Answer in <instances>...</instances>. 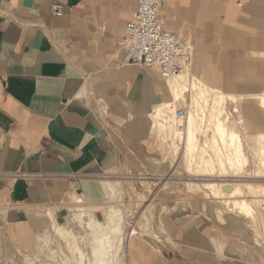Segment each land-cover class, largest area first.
Masks as SVG:
<instances>
[{
  "label": "crops",
  "instance_id": "0c3cea01",
  "mask_svg": "<svg viewBox=\"0 0 264 264\" xmlns=\"http://www.w3.org/2000/svg\"><path fill=\"white\" fill-rule=\"evenodd\" d=\"M137 4L0 0L5 239L23 247L72 206L100 216L109 176L128 193L148 192V184L157 191L148 207L162 239L135 238L130 264H260L247 216L179 189L190 173L154 126L157 107L172 100L159 68L114 67ZM160 17L192 43V71L209 85L243 96L264 91V0H164Z\"/></svg>",
  "mask_w": 264,
  "mask_h": 264
},
{
  "label": "bare ground",
  "instance_id": "6f19581e",
  "mask_svg": "<svg viewBox=\"0 0 264 264\" xmlns=\"http://www.w3.org/2000/svg\"><path fill=\"white\" fill-rule=\"evenodd\" d=\"M168 85L172 99L178 100L183 98L186 100L187 97H191L193 106L189 110L188 117L183 128H179L176 125L175 128L168 127L161 129L158 127L160 135H163V137L167 140L170 137H181L184 141V148L182 149L183 152L186 153L187 156H192L193 152H199L203 149V143L200 136H198V132L202 129L203 132L206 133L211 125H213L214 136L211 135L212 138L210 139V142L219 157V166H215L216 169L214 167L215 170L212 172V165L209 162L207 164L209 167V175H218L217 177H235L242 175L239 170L243 167L247 160L246 155L241 152L243 149L242 140L240 139L237 129H234L235 126L234 128L233 126H229L228 117L224 115L225 112L223 108L218 106L227 98H230L233 101L246 98L242 95L227 93L209 85L196 76L193 71L185 73L178 78L169 80ZM207 95H209V98ZM251 99L257 100L264 109V91L259 94L251 95ZM168 103L170 102L157 107L155 111L156 117H160L165 113ZM199 103H202V111H205L206 109L210 111L212 109L214 112L210 111L209 113L211 116L209 125L202 124L199 120ZM261 115V120L263 121V110ZM258 136L263 138L264 133L260 132ZM176 146V144L169 145V153L180 150V148ZM188 160L190 159L187 157V161ZM262 165L264 166V157ZM199 167L200 165H198V168ZM199 169L196 170L195 166L194 170L189 167L187 168V171H189V173L193 176H199L201 175L197 173L199 172ZM257 185V187H261L260 184ZM204 186L208 196H217V198L227 197L228 199L231 198V203L239 210V213H244L245 215L251 216L255 219L258 211V199L256 197L258 188L254 185V183L243 182L236 179H224V181H221L220 183L205 182ZM104 187L108 193L109 199H114L116 194H121L124 190L123 184L118 181H105ZM147 187H149V184ZM193 187L200 188L198 185H194ZM107 208L108 209L105 211V219L103 221L97 219L94 212L90 209H76L78 213L74 214L73 221L79 226L87 229V232L84 234H77L70 227L60 225L57 223L56 218L52 214L50 216V221L52 222V230L55 234V239H57V244L55 248L52 246V242L56 240L53 239L48 232L47 236L43 240L44 245H42L43 247L45 246L48 248L49 257L57 261V264H127L125 259L128 254V241L130 233L126 230L125 212L113 204L108 205ZM147 221L149 222V219H147ZM145 235L148 234L145 233ZM89 241H91V245L90 248L86 250L84 245H86ZM18 250L20 254L23 255L25 264H35V257L30 255L33 254V252L24 253L21 248H18Z\"/></svg>",
  "mask_w": 264,
  "mask_h": 264
},
{
  "label": "rangeland",
  "instance_id": "374dc122",
  "mask_svg": "<svg viewBox=\"0 0 264 264\" xmlns=\"http://www.w3.org/2000/svg\"><path fill=\"white\" fill-rule=\"evenodd\" d=\"M202 80L205 81L204 79ZM235 95H238V94H235ZM208 96L209 95H207V97ZM244 98L246 99H240V100H235V101L231 100L230 98H227L226 100L222 101V103H220V105L218 106V107L223 108L225 112L224 115L228 117L229 126H233V128L235 126L234 129H237L240 135V139L242 140L243 149L241 150V152L245 154L247 157L246 163L239 170L241 171L242 175L235 176V177H231V176L217 177L218 175H212V174L209 175V170H208L209 167L207 166L209 162L212 165V170H211L212 172L216 169V167L219 166V160H218L219 157L216 153V150L212 147V143L210 142V139L212 138L211 135L214 136L213 125H211V127L208 129V132L206 131V133L203 132L202 129L198 132L199 133L198 136H200V139L202 140V143H203L202 144L203 149H201L199 152L197 151L193 152L192 156H189V155L187 156V154L184 153L183 150L174 151L173 153L175 155L182 154L181 156L183 160V166L186 169V171H187V168L189 167L193 170L195 166H196V170L200 168L199 172L197 173L201 175L199 176L197 175L193 176L191 174L184 175V177L181 179V183H179L180 185L179 189H183L184 191H187L192 196L194 195L196 197L205 198V199L209 197L206 194V190L204 189L205 182L220 183L221 181H224V179L225 180L236 179V180L243 181V182L254 183L256 187L258 186L257 184L261 185V187H257L258 193L256 194V197L258 199L257 201L258 211L255 216V219H253L251 216L245 215L244 213L239 214V210L236 209L231 203L232 201V200L230 201L231 198L229 199L227 197L217 198V196H214V198L212 197V200H215L217 204L219 205V208L224 212H230L231 214H234V215H239V216L244 215L248 217V218L247 217L244 218V220L248 222L250 232L252 233L251 241L253 242L252 245H254L252 249H254L255 253L258 254L259 261H261L260 264H264V166L262 165V160L264 157L263 155L264 137L261 138L258 136L260 132L264 133V131H262V129H258L257 127V123H260L262 121L261 114H262V110L264 111V109L261 107L260 103L257 100L251 99V96H244ZM187 100L188 102L190 101L189 98H187ZM198 107H202V103H199ZM210 111H212V109ZM210 111H208L207 109L202 112L198 110V113L200 114L199 120L202 124L209 125V121H211V116L209 115ZM173 144L169 143V145H173ZM177 146L181 149V146L179 145ZM187 157L190 160L187 161ZM198 165H200L199 168H198ZM201 169H202V173H201ZM103 180L113 181L116 179H112L111 177L106 176ZM194 185L200 186L201 189L198 187L197 188L193 187ZM123 189H124L122 191L123 193L116 194L114 199H108L106 202V206L103 209V214H100V216L98 217L95 215V217L103 221L105 219V211L108 209L107 207L110 204H113L114 206H117L118 208L123 210L125 212V217H126V226H127L126 230L128 233H130V238L128 241V249L135 238L144 237L145 233L154 235L153 237L156 240L160 241L162 238L160 234L158 233L159 230L158 229L154 230L152 227V219H153L152 208L148 207V205L152 202L153 197H155L157 191H154V189H152L150 185L149 187H147L148 192H145L143 189L140 188L138 192L131 193L129 191L128 193V191L125 188ZM165 190H169V188L167 187L165 188ZM225 202L228 205H226ZM77 208L78 209L83 208L84 210L90 209L91 211H93L91 207H88V206H85V207L84 206L81 207V205H78L77 207L72 206L69 208V213L63 216L64 217L63 219L57 218V223H59L60 225L70 227L77 234H80V233L84 234L87 232V229L79 226L76 222L73 221L74 214L78 213L76 211ZM147 219H149V222L147 221ZM50 224L51 226L48 227L43 233L37 235L35 240L33 241L31 240V242L25 243L23 247L21 246L15 247L6 241L5 236L3 234V227L1 223V217H0V264H25V261L23 260L24 257L23 255L20 254L18 248H21V250L24 253H27L26 250L29 252L33 251V254H30V253L28 254H30L32 257H35L36 259L35 264H42V263L43 264H57V261L49 257L48 248L45 246L44 247L42 246L44 245L43 240L47 236L48 232L50 233V236L53 239H55L54 237L55 234L53 233V230H52V222ZM154 226L156 225L154 224ZM161 232H165V228L163 226H161ZM55 240L56 241L52 242V246L54 248L56 247V244H57V239ZM90 242L91 241H89L86 245H84V248L86 250L90 248V245H91ZM125 260H126V263L129 264L128 254ZM59 264H62V263H59Z\"/></svg>",
  "mask_w": 264,
  "mask_h": 264
},
{
  "label": "built area",
  "instance_id": "2783aa9c",
  "mask_svg": "<svg viewBox=\"0 0 264 264\" xmlns=\"http://www.w3.org/2000/svg\"><path fill=\"white\" fill-rule=\"evenodd\" d=\"M164 0H138V4L126 25V37L122 43V56L114 67L121 68L130 64H137L145 68H159L165 81L178 78L185 73L192 72L194 61V47L190 41L180 39L176 34L166 30L161 20ZM54 15L62 13L60 5H53ZM191 101V97H187ZM183 98L172 99L168 103L165 113L156 117L154 126L163 128L175 125L183 128L191 109L192 101ZM202 112V107H198ZM184 148L181 137L167 140Z\"/></svg>",
  "mask_w": 264,
  "mask_h": 264
}]
</instances>
